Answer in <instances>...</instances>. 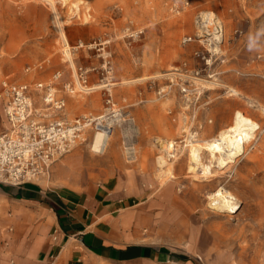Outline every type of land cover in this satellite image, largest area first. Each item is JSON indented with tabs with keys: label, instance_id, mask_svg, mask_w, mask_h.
<instances>
[{
	"label": "rangeland",
	"instance_id": "obj_1",
	"mask_svg": "<svg viewBox=\"0 0 264 264\" xmlns=\"http://www.w3.org/2000/svg\"><path fill=\"white\" fill-rule=\"evenodd\" d=\"M174 2L54 0L66 46L49 3L0 0V85L32 86L46 122L90 119L37 182L83 191L118 180L132 197L122 223L127 241L162 254L132 264H264V0H191L179 13ZM125 80L137 81L119 84ZM38 83L65 99L58 115L49 116L33 89ZM98 84L108 87L87 90ZM0 105L1 134L7 126ZM237 110L259 124L245 153L230 168L214 162L207 176L201 167L190 170L188 140L215 137ZM101 116L112 122L118 159L91 151ZM159 156L173 164L175 178L160 177ZM221 188L236 199L235 213L209 204L208 195Z\"/></svg>",
	"mask_w": 264,
	"mask_h": 264
},
{
	"label": "crops",
	"instance_id": "obj_2",
	"mask_svg": "<svg viewBox=\"0 0 264 264\" xmlns=\"http://www.w3.org/2000/svg\"><path fill=\"white\" fill-rule=\"evenodd\" d=\"M131 205L114 179L83 191L37 181L0 183V264L155 261L162 257L156 248L128 242L122 231Z\"/></svg>",
	"mask_w": 264,
	"mask_h": 264
},
{
	"label": "built area",
	"instance_id": "obj_3",
	"mask_svg": "<svg viewBox=\"0 0 264 264\" xmlns=\"http://www.w3.org/2000/svg\"><path fill=\"white\" fill-rule=\"evenodd\" d=\"M191 0H175L171 10L181 12L190 7ZM184 43L187 40L184 39ZM34 91L58 115L65 108V99L57 98L52 85L35 84ZM0 100L4 103L7 127L0 134V183L22 186L28 182L39 181L51 174L54 162L71 150L77 133L86 124L70 123L58 117L46 122L45 115L34 105L32 86L11 84L3 81L0 85Z\"/></svg>",
	"mask_w": 264,
	"mask_h": 264
},
{
	"label": "bare ground",
	"instance_id": "obj_4",
	"mask_svg": "<svg viewBox=\"0 0 264 264\" xmlns=\"http://www.w3.org/2000/svg\"><path fill=\"white\" fill-rule=\"evenodd\" d=\"M44 1H46L47 3L51 5L55 18L58 23L60 37L62 41L64 42V44L68 46V39H67L64 29L62 28V25L59 22L54 0H44ZM213 14H211V16ZM209 18L212 20L211 17ZM65 53L68 56L70 67L73 71L78 87L83 88L82 84L79 82V76L77 73L76 66L67 48L65 49ZM161 76L163 77L162 74H159L153 77L161 78ZM149 78L151 77H143V78H140L139 80H147ZM133 81H137V80H133ZM133 81L125 80L119 84L131 83ZM116 85L117 83L111 84V86H116ZM105 87H108V86L98 84L87 90L96 91V90H99ZM230 91H232L233 94L235 95H239V92L235 89H231ZM105 118L106 116H101L95 119L96 121H98L97 125H100V128H98V130L95 131L92 137V140H91L90 148H91V151H93L94 153L118 159V156L116 155V151L119 148V147L117 148L118 139L115 136L114 130L112 129V126H111L112 122L107 123V124L102 123L103 120H109ZM86 125H89V124H86ZM258 128H259V124L257 122H255L252 118L247 116L244 112L237 110L234 113L232 124L222 129L221 131H219V133L215 137H212L211 139H208V140H197L196 139L194 142L192 140L191 141L188 140V145H189L188 160L191 162V164L189 165V169L192 171H196L197 167H201L203 170V174L207 176L209 174H212L211 168L214 162L218 164L221 168H224V169L230 168L231 167L230 164L233 162H236V158H238L239 156L245 153L246 149L251 144L252 138L256 134V131L258 130ZM194 137L195 136H192V139ZM171 146H174V145L171 143ZM125 150L128 152V155L129 157H131V159L137 158L136 155L134 156V154L136 153L134 148L126 147ZM206 153H207V156L211 158L209 164H206L203 161V157H204L203 155H205ZM157 164H158L157 165L158 171L161 173L160 177L161 175H165V176H170L172 178H175L173 164L169 163L164 156H159L157 158ZM232 195L230 194V192H228L225 189H222V188L218 189L215 192H212L208 195V198L210 199L209 204L211 205V207H214V209L216 210L220 209L223 211H228L230 213H235L236 212L235 208H237L236 205L238 204L234 202V200L236 199H234Z\"/></svg>",
	"mask_w": 264,
	"mask_h": 264
}]
</instances>
